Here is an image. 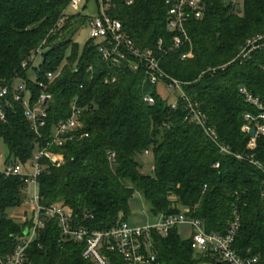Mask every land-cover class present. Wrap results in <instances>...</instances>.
<instances>
[{
  "label": "trees",
  "instance_id": "16d2710c",
  "mask_svg": "<svg viewBox=\"0 0 264 264\" xmlns=\"http://www.w3.org/2000/svg\"><path fill=\"white\" fill-rule=\"evenodd\" d=\"M69 1L0 0V88L20 79L31 105L42 92L40 82L51 94L38 132L21 102L11 93L0 97L4 162L26 167L33 152L50 140L54 126L70 116L75 103L81 122L76 132L88 135L48 148L61 162L41 161L37 190L42 203L62 204L79 224L90 228L126 221L136 190L152 214L187 208V214L200 219L208 232L223 233L235 211L239 227L234 250L241 256L256 255L264 264V134L248 147L250 135L241 129L243 114L260 110L239 91L245 88L264 107V48L243 60L236 57L246 39L264 32V0H243L242 13L235 0L229 6H225L228 0H203L202 17H190L185 24L192 57L181 60L179 51H168L161 60L166 73L184 82L186 94L205 114L217 142L231 153L220 151L199 125L185 120L186 104L176 92L165 89L168 93L162 96L158 85L165 86L151 84L131 61H105L96 40L79 45L74 35L86 24L88 15L83 11L89 0L82 11L72 14ZM108 12L137 45L156 48L158 39L164 47L169 45L172 34L165 27V0L130 4L110 0ZM37 49L41 60L34 64L28 59ZM147 94L154 98L152 105L144 100ZM173 101L176 109L171 108ZM145 151L152 157L150 172H144L140 162ZM28 187L17 176L0 180V256L13 251L30 223L31 213L25 212L22 220L9 214L23 204ZM58 233L56 222H47L27 250L31 264H91L74 241L58 243ZM153 247L160 264L214 260L193 251L190 238L182 240L176 226L167 235L153 232ZM108 256L110 264H123L117 253Z\"/></svg>",
  "mask_w": 264,
  "mask_h": 264
},
{
  "label": "built area",
  "instance_id": "2783aa9c",
  "mask_svg": "<svg viewBox=\"0 0 264 264\" xmlns=\"http://www.w3.org/2000/svg\"><path fill=\"white\" fill-rule=\"evenodd\" d=\"M96 14L89 15L86 19L88 29V39L96 40L99 43V51L105 61L119 63L121 61H131L135 69H141L145 78L153 85L162 83L168 91L176 92L181 100L186 104L187 114L185 120L199 125L205 134L215 142L220 151L231 153L227 147L217 142V135L212 127L206 123L205 114L191 101L186 94L184 82L172 77L161 66L163 55L168 51H179V58L186 60L192 57L191 40L186 30V21L193 17L199 19L203 14V0H165L167 5L166 30L170 32L171 40L169 45L164 47L163 40L158 39L156 48L142 47L137 45L128 37L119 19L113 17L108 12L110 0H94ZM232 1V0H231ZM86 0H70L69 9L73 12L82 11ZM127 4L131 0H126ZM264 48V32L258 33L248 39L241 46L237 58L245 59L252 51ZM34 64L40 62L39 49L33 52L28 59ZM27 62L22 63L26 66ZM222 67V66H220ZM209 68L207 71H214ZM51 80L52 73L47 74ZM114 80V78H112ZM108 79H105L107 82ZM42 92L34 104L29 103V99L24 95L25 85L21 81L17 83L16 78L10 85L0 88V97L8 93L24 107V114L32 122V128L38 132L39 127L44 125L46 116L45 103L51 97L44 83H39ZM239 91L244 94L245 101L252 103L260 111L253 115L244 113V123L242 131L249 134L251 127L255 128L254 136L248 141V147L253 148L255 137L264 134V107L257 97H254L245 88ZM144 100L148 105L154 103V98L145 95ZM172 109L177 108V101L171 104ZM80 109L72 104L71 114L68 118L60 120L53 129L50 140L44 146L36 149L30 162L26 167L17 162L3 163L0 166V180L10 176L19 177L27 186L32 187V194L25 199L23 204L29 205L31 213L30 223L24 228L23 235L16 240L15 247L10 254L0 256V264H31L27 250L31 243L37 238L41 229L47 222L55 221L58 227V243L63 244L74 241L80 246V255L91 264H110L108 253H117L123 264H160L153 247V232L159 235H167L169 230L182 223L191 226L193 233L190 237V247L198 253H206L213 261L209 264H259L258 256H241L233 248V242L239 227V217L233 212V219L228 223L223 233L208 232L203 228L202 221L189 216L188 209L183 208L179 213L159 214L158 220L145 225H131L127 221H121L108 228H90L79 224L72 212L62 204L42 203L41 196L37 190V177L41 173L43 159L49 160L54 165H59L60 157L48 150L52 145H62L66 141L76 138L86 137L87 132L77 134V129L81 127L79 120ZM0 119H4V112L0 110ZM148 152L145 151V154ZM237 159H242L241 154H234ZM252 155H247L249 161L261 167ZM215 167L218 163L214 164ZM13 217L22 220L24 217L19 213H14Z\"/></svg>",
  "mask_w": 264,
  "mask_h": 264
},
{
  "label": "rangeland",
  "instance_id": "374dc122",
  "mask_svg": "<svg viewBox=\"0 0 264 264\" xmlns=\"http://www.w3.org/2000/svg\"><path fill=\"white\" fill-rule=\"evenodd\" d=\"M238 4L239 7L241 8V11L239 13L243 12V0H235ZM68 13L72 14L73 11L71 9H68ZM84 15H95L96 14V5L94 0H89L87 3V6L85 10L83 11ZM88 39V29L86 25H83L77 33L74 35V40L79 44L83 45V43ZM31 76L33 77V71L29 72ZM21 82L20 79L17 80V83ZM158 92L162 95L165 96L168 92L163 88L161 85H158ZM7 154L6 147L2 140L0 139V166L5 160ZM140 162L142 163V169L144 172H150V165L152 163V157L149 154L142 155L140 157ZM28 171H31V168L26 167ZM27 194L29 197L32 194V187L29 186L27 188ZM27 213L30 215L29 211V205L22 204L21 206L9 210V214H14V213H19L20 215L23 216L24 213ZM27 215V216H29ZM122 216L120 215V218ZM125 220L131 224V225H145L149 223L156 222L158 220V215H154L151 212H149L148 209V204L145 202L143 199L141 193L136 190L132 198L129 201V214L125 217ZM178 235L182 240H188L192 233L193 230L190 225L186 223H182L176 226ZM198 264H209L208 261H202L199 262Z\"/></svg>",
  "mask_w": 264,
  "mask_h": 264
},
{
  "label": "water",
  "instance_id": "95a60500",
  "mask_svg": "<svg viewBox=\"0 0 264 264\" xmlns=\"http://www.w3.org/2000/svg\"><path fill=\"white\" fill-rule=\"evenodd\" d=\"M231 0H228V1H226L225 2V6H229L230 4H231ZM249 134L251 135V136H254V134H255V128L254 127H251L250 128V130H249Z\"/></svg>",
  "mask_w": 264,
  "mask_h": 264
}]
</instances>
